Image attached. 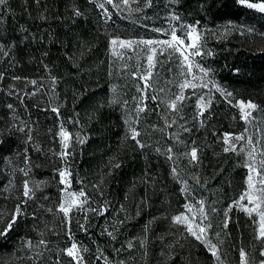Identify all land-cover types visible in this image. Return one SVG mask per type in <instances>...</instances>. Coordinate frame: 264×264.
<instances>
[{
    "label": "trees",
    "instance_id": "obj_1",
    "mask_svg": "<svg viewBox=\"0 0 264 264\" xmlns=\"http://www.w3.org/2000/svg\"><path fill=\"white\" fill-rule=\"evenodd\" d=\"M179 1L192 6L195 15L213 24L234 21L252 26L256 33L264 34V13L240 5L238 0ZM91 5L89 0H40L39 4L36 0H8L10 11L4 10L3 23H0V46L9 52L8 57L0 55V72L4 74L0 80V196L4 195L2 190L10 185L9 181L13 184L11 189L23 193L26 178L18 169L25 167L24 153L27 149L31 159L29 178L39 185L36 193L51 190L56 195L53 206H57L60 184L56 169L61 166L60 160L37 154L33 145L40 123L54 119L63 122L73 134V143L76 134L85 141L83 144L75 143V155L70 159L75 188L79 187L78 181L93 177L94 185L98 186L96 189L109 195L110 203L115 204L128 200L125 195L127 185L134 184L150 194L161 193L154 184L145 183L150 170L158 164L161 174L150 182H159L163 176L167 181L172 175L171 168L177 166L182 180L174 179L173 192L179 203L185 200V193L181 192L183 181H187L189 186L193 182L190 179L192 173L201 178V186H206L209 193L215 190L213 193L220 196V200L228 202L235 198L239 191L235 175L240 170L238 158L231 151H216L219 142L213 135L234 130L224 114L225 105L233 107L220 96L219 103L211 101L198 131L201 134L207 131L205 139L201 137L196 142L198 162L190 163L188 157H179L177 151L158 154L154 143L161 140L158 128L162 127L156 107L148 108L144 115V128L138 131V139L147 147H136L134 140L126 138L121 107L118 103H111L115 100L112 96L114 73L107 51L110 34L97 26L99 20L93 16ZM74 8H78L82 15L74 16ZM237 37L235 35V39ZM235 39L229 40L227 49L220 47V52L217 51L219 47L214 49L212 57L209 56L211 63L208 68L237 98L258 101L264 94V48H253L248 46L247 40L237 43ZM7 61L8 68L4 67ZM234 69L239 70L238 74H234ZM12 76L32 78L37 84L30 85L28 91L14 92L8 87ZM53 76L57 81L55 85L51 79ZM11 82L18 88L16 83L19 80ZM8 104L13 108L9 109ZM52 107H59V119L50 110ZM70 119H78L79 124H69ZM239 124L241 126L243 121L240 120ZM12 125L24 127L25 131H17ZM29 129L31 142H27ZM168 155L173 156L175 164L167 159ZM116 163L120 164L119 168L114 167ZM86 190L91 194L90 189ZM205 192L198 197L202 198ZM144 201L148 206L152 200L147 196ZM24 213L8 233L13 235L26 225L25 230L17 234L28 236V221L33 219ZM234 220L231 219L229 224ZM245 250L250 259L248 247ZM258 252L255 250L256 254Z\"/></svg>",
    "mask_w": 264,
    "mask_h": 264
},
{
    "label": "rangeland",
    "instance_id": "obj_2",
    "mask_svg": "<svg viewBox=\"0 0 264 264\" xmlns=\"http://www.w3.org/2000/svg\"><path fill=\"white\" fill-rule=\"evenodd\" d=\"M249 2H261V0H249ZM136 7L137 5L132 0H129L128 5L121 3L120 9H113L109 5L108 9L113 15L111 20L105 24L100 20V10L96 9L94 5H91L93 16L99 20L97 26L103 32L110 34L107 51L110 67L114 73L112 77V96L115 101H119L118 105L122 109L123 118V113L126 111L123 102L127 101V110H132V119L135 120L134 109L137 100H140L141 97V93L137 89L138 87H142L144 83L139 79V76L146 75L147 73L138 72L136 79H133L132 74L136 72L137 61H139V65L143 69L147 68V61L146 57H138L133 50L121 48L119 43L117 45H111L110 41L113 38L139 39L159 37L160 39H169L170 37L160 35L151 31V29L166 27L167 21L165 17L169 11H174L179 13L184 23L193 24L199 22V32L206 39V49L212 53L210 57H212L216 47H219L217 49L219 52L221 51L220 47L227 49L229 40L235 39V35L238 36L235 39L237 43L245 39L250 47L257 49L264 48V34L260 32L256 33L252 26L234 21H220L213 24L210 21L199 18L198 15L193 13L192 6L183 5L179 0H153L152 7L143 9L140 12L134 11ZM173 23L175 22L173 21ZM242 32L243 34H241ZM133 48H135V45ZM0 55L2 56L3 54L0 53ZM121 55H123V58H121ZM176 55L178 56V54ZM161 59L164 61L163 65H157V68L152 70V87L148 91L149 98L144 102H146L147 108L156 107L161 115L160 124L162 128H158L161 133V140H155L154 143L156 149L160 150L158 154L168 153L167 149L172 147V154H174V151H177L178 156L183 157L186 156L184 153H190L193 141L197 142L201 137L205 139V135L207 134V131L202 134L198 132L204 117V115L199 116L198 113L203 112L205 114L209 107H205V105L209 99L211 101L216 100L219 103L218 96H220L226 101L225 103L229 104L228 98L216 91L212 83H208L207 87H203L204 82L209 77H203V74L199 71L196 64L200 63L208 68L211 60L209 56H205L203 60L197 56L192 58V71L187 74V79L195 87L190 86L183 90L186 99L183 102H177L179 111H172L167 105L171 104L173 94L179 93V83L183 82L185 77L180 75V61L176 57H172V60L175 62H170L168 52H165L164 57H161ZM229 62H233V60ZM224 63L227 64L226 61ZM8 65V61L4 63V67L8 68ZM125 65L128 66L127 69H125ZM194 75L197 78L203 77V79L193 80ZM211 79L217 85L225 86L220 83L217 74L214 72H212ZM11 81H16L13 79V76L11 80H8V87L14 92L23 89L28 91L30 85L32 86L30 83L32 78H21L16 83L18 88H15V83L13 84ZM21 86L24 88H21ZM161 88L165 90L161 92ZM227 90L230 91L228 88ZM152 95L157 96L155 102L150 99ZM263 95L258 101L237 98L233 95V103L236 100L243 99L246 102L251 100V102L258 105V110L252 111V117L254 119L250 118V122L246 123L240 119L238 107H233L229 104L233 107L230 108L225 105L224 114L228 118L230 127L234 130L217 132L215 135L217 142H219V144L217 143L218 149L216 151L221 149L222 152L226 146L222 139L224 133H231L233 136L244 133V140L234 141L237 151L233 153L237 156L240 167V170L235 174L239 182V191L235 198H232L228 202H225V200L222 201L220 200V196H215L217 194L213 193L216 192L215 190L212 189L211 194L206 186L196 184V178L201 179L199 176L195 173H192L193 176H190L193 182L189 184V188L194 195L197 193L195 195L196 200L204 201L205 213L208 214V220L213 225V228L207 231V238L213 244L217 245L220 264H240L239 249L241 246L244 248L248 247L250 251V259L248 255L250 264H260V261L264 260V256L260 255L261 250H264V243L256 239L259 231V217L254 212L252 214L255 219L254 222L253 219L249 218L248 214L232 203L234 199H238L239 195L247 187L246 176L248 169L245 167V163L250 159L248 153L252 152L254 159L258 162L261 159L260 153L264 152ZM133 97H136L137 100H133ZM198 97H203V100H198ZM144 102L141 103V106H143ZM144 115L145 113H140V119L134 125L137 131L144 128ZM173 120L176 123L172 124ZM240 120L243 121L241 126L239 124ZM60 123L61 121L54 119L40 123L37 129V136L33 138V145L37 154L57 157L53 153H59L62 148L60 138L56 135L59 131ZM168 124H172V126L168 127ZM185 127L189 128L190 131H184ZM126 128L127 125L125 124ZM245 128H247V132L244 131ZM49 129L52 130L51 133ZM183 135L184 137L182 138ZM249 136L252 138V144L248 143ZM241 148L244 151H240ZM180 159L184 160L185 158H178L177 160ZM159 167L157 164L155 166L156 169L153 167L150 170L148 176L151 179H155L161 174L159 172L162 169ZM162 167L165 169L164 164ZM164 174L166 173L164 172ZM158 181L148 182L158 187L157 189L161 193L158 192L157 194H150L146 190L134 186V184L127 185L128 190H125L126 193L125 191L124 193L128 196V200L121 204L110 203L109 200L111 199L108 197L109 195L103 194L96 188L94 189L93 185L96 181L93 177L84 179V181H78L79 187L76 188L71 181L72 191H79L81 188L86 192V189L91 190V194L89 195L93 207L105 206L109 209L108 213L104 216L94 215L89 212L87 204L83 211L77 212L75 208L73 209L71 214V229L75 242L88 249V252L83 253L85 264H105L103 258L99 261L96 259L100 255L97 251L98 248L103 252V256L107 258L108 264H118L119 261H125V264H217L216 257L211 255V252L205 244L190 236L185 230V225H174L171 220L174 215L183 213L189 217L190 221H193V227L195 228L196 223L200 219L199 205L196 200H184V202L179 203L178 197H174L173 185H175V180L173 174L171 177L169 176L167 181L164 179V176ZM11 185L13 184H10L4 191L2 190L4 195L2 197L0 196V228L6 227L7 221L15 211L16 204L22 199V193H18V189H11ZM61 187L60 185L58 189L59 195L55 208L53 204L56 195L51 193V190L36 193V198L29 200L23 206L24 212H27L29 217L33 219L28 221L29 225H27L26 231L29 234H27L28 236L17 234L25 230V225L23 228L16 230L13 235L8 233L6 237L0 238V264H41V259L43 260V264H55L56 254L59 250L70 246L73 241L68 240L66 236L67 226L64 222L65 218L62 213L57 212L58 204L62 199ZM206 190L208 192H205ZM203 192L205 194H202V198H199L198 195H201ZM147 196L152 200L151 204L138 208L137 206ZM45 197L47 198L45 199ZM186 202L191 203L192 207L190 210L183 207ZM242 203L245 205L248 204L247 200ZM121 205L124 206L125 211L120 210ZM230 206L231 210H229ZM212 208L216 209L214 213L211 211ZM48 209H52V212H49ZM225 211H228V216L231 219H235L233 224L230 225L228 223L227 228L223 227ZM85 213L91 218V227L87 233L81 231L78 227V222L82 223L84 221ZM118 219L124 220L125 222L120 225L117 223ZM114 223H117L118 228V231L115 233V240L106 234H101L103 228L112 230L111 225ZM146 226L147 231H145ZM216 233H219V236ZM40 239L48 242L47 249L38 246ZM141 240L144 241L143 245L140 243ZM26 241H32L33 245L37 247L29 249L26 246ZM129 241L134 245L131 249L127 248ZM116 249H121L119 254H117ZM145 250L147 251L146 256L143 255ZM255 250H259L258 254L255 253ZM37 251L44 253L42 258H37ZM60 258L62 264H72L70 258L64 255H61Z\"/></svg>",
    "mask_w": 264,
    "mask_h": 264
},
{
    "label": "snow or ice",
    "instance_id": "obj_3",
    "mask_svg": "<svg viewBox=\"0 0 264 264\" xmlns=\"http://www.w3.org/2000/svg\"><path fill=\"white\" fill-rule=\"evenodd\" d=\"M133 3L137 5V7L134 9L136 12H140L143 9H147L152 7L153 0H132ZM36 3H40V0H36ZM89 3H92L96 9L100 10V20L107 24L113 15L112 12L109 11L108 6L111 5L113 9H120L121 3L124 5L129 4V0H89ZM238 3L240 5L246 6L250 9H256L261 13H264V0H261V2H249V0H238ZM8 9V0H0V23H3V17H4V10ZM10 11V9H8ZM74 16H81L82 13L78 8L73 9ZM167 21L166 27H157L151 29V31L156 32L160 35L170 37L169 39H160L157 38H139V39H120L119 37L111 39L110 43L111 45H117L119 43V46L124 49H131L133 50L138 57H146L147 61V68L143 69L139 65V61H137L136 66V72H134L133 79L137 78L138 72H146V75H140L139 79L142 80L144 83L142 87H138L137 91L141 93L140 100H137L136 97H133V100H137L134 112H135V120L132 119V110H127V101L123 102V106L126 109V111L123 113L124 115V123L127 125L126 128V138H130L135 141L136 147L143 149L147 147L145 143L142 142V140L138 139L140 136V132L137 131V128L134 126L140 119V113H146L149 111L147 108L146 101L148 97V91L152 87L151 80L153 76L152 70L157 68V65H163L164 61L161 59V57H164L165 52H168V59L170 62H175L172 60V57H176L177 60L180 61L179 67L181 69L180 75L184 76L185 79L183 82L179 83V93L173 94V99L171 101L170 105H167L172 111H179L178 103L177 102H183L186 97L183 94V90L188 87H195L187 79V74L192 71V58L194 57H200L201 60L204 59L205 56H210L212 53L211 51L206 49V39L203 37L202 33L199 32L200 24L199 22H195L193 24H187L184 23L181 19L179 13L174 11H169L167 16L165 17ZM173 21L175 23H173ZM145 27H147L145 25ZM25 32L27 30L25 29ZM179 33V35H178ZM243 34V32L241 33ZM28 37L25 36V39ZM33 40H35V36L32 37ZM187 41V43H186ZM135 45V48L133 46ZM142 46V47H141ZM0 53L3 54V56L8 57L9 52L5 51L2 46H0ZM178 54V56L176 55ZM121 58H123V55H121ZM131 59V57H129ZM111 66V65H110ZM196 66L198 67L199 71L203 74V77H209L207 81L204 82L203 87H207L208 83H212L213 87L216 91L220 92L223 96L228 98V103L231 104L233 107H238L240 112V119L245 121L246 123L250 122V118L254 119L252 117V111L258 110V105L255 103L249 101H244L243 99L236 100L235 103H233V93L231 91H228L227 88L223 85H217L213 79H211L212 76V70L209 68H206L203 64L197 63ZM127 65H125V69H127ZM234 74H238L239 70L234 69ZM111 74V73H110ZM203 77L197 78L195 75L193 76V80L197 79H203ZM4 78V74L0 72V80ZM15 80H20L21 77H13ZM52 83L55 85L56 78L53 76ZM32 85H36L37 81L32 80L30 81ZM165 89L161 88L160 91L163 92ZM32 95H35V92L32 93ZM150 99L155 102L157 100L156 95H152ZM198 100H203V97H198ZM143 103V106H141V103ZM112 104L119 103V101H112ZM211 104V99H209L208 103L205 105V107H208ZM159 107V105H157ZM8 108L12 109L13 105L8 104ZM48 109H45L47 111ZM53 113L56 114L57 118L59 119L61 113L59 110V107H52L50 109ZM199 116H203V112L198 113ZM182 118V117H181ZM71 125H78L79 120L78 119H70L68 121ZM176 123L175 120L172 121V124ZM172 124H168V127H171ZM15 130L24 132V127L17 128L15 125H12ZM184 131H190L189 128L185 127ZM247 132V128L244 130ZM49 132L51 133L52 130L49 129ZM0 135H2V132H0ZM27 142L32 141L31 136V129L27 132ZM58 137L60 138V143L62 145L61 151L59 153H53V155L57 156L60 160L61 167H58L56 169V173L59 177V184L62 186L60 191L62 193V199L57 207V212L62 213L63 217L65 218L64 222L66 224V236L68 240L73 241L71 242L70 246L60 249L59 252L56 254V260L55 264H62L61 261V255H64L71 259L72 264H85V259L83 253L88 252V249L83 247L82 245H79L77 242H75L74 235L72 233L71 229V223H72V212L75 208L77 212L83 211L85 205L88 206V211L93 213L94 215L98 216H104L108 213L109 209L105 206L100 207H93L92 201L90 198L89 193H87L83 188H81L79 191H72L71 190V181L73 179V172L71 170L72 165L70 163V159L75 155V143L83 144L85 141L79 137L78 134H76V140L75 143L72 141L73 134L70 133L68 130H66L65 125L63 122L59 125V131L56 133ZM213 135H216V133H213ZM244 133H240L237 135H232L231 133H224L223 134V143L226 145L223 149L225 153L227 152H236V145L234 141H242L244 140ZM248 143L252 144V138L251 136L248 137ZM193 146L191 147L190 153L186 152L184 155H186L189 159V162H198L199 156H198V145H196V142H192ZM39 150V149H37ZM157 152L160 150L157 149ZM240 151H244L243 148L240 149ZM168 153L173 152V148L169 147L167 149ZM249 160L246 161L245 167L248 169V174L246 176V189L243 191L238 199L233 200V204H235L237 207H239L242 211H244L246 214H248L250 219H253L255 222V219L253 217V213L255 212L256 215L259 217V231L258 235L256 236V239L260 240L262 243H264V152L260 153L261 159L257 162L254 157L253 153H248ZM167 159L169 161H172L173 164H175V161L173 159L172 155H168ZM24 164L25 167L18 169L23 175L26 177L23 181V193H22V199L19 203L15 206V211L11 215L10 219L7 221L6 227L0 228V238L6 237L8 235V232L12 230L13 226L16 224L17 220L23 216L24 208L23 206L28 203L29 200H33L36 198V190L39 187L38 184L35 182H32L29 178V173L31 171V159L27 154V149H25L24 153ZM115 168H119L120 164L116 163L114 165ZM171 172L173 174V178L177 181H181L182 177L179 176L177 172V166H173L171 168ZM151 177L148 176L145 180V183L150 182ZM255 180V183H254ZM42 183V182H41ZM184 187L181 188V192L185 193V200H196V197L192 190H190L189 186L187 185V181H183ZM9 184H12V181H9ZM30 184L32 185L30 187ZM196 184H200L199 178H196ZM98 186L93 185V188H97ZM47 197H45L46 199ZM83 198V199H81ZM247 200L248 204L245 205L242 202ZM197 204L199 205V222L196 223V227H193V221L189 220V217L184 215L183 213L174 215L171 220L174 225H185L186 232L195 238V240L200 241L201 243L205 244L208 250L211 252V255L213 257H216L217 264H220V257L218 255V248L216 244H213L208 238H207V231L209 229L213 228V225L210 220H208V214L205 213L204 210V201L203 200H196ZM146 201L142 200L140 205L137 207H142ZM250 205V206H249ZM183 207L185 209H191L192 205L190 202H186ZM121 211H125L124 206H120ZM229 210H231V206L229 207ZM49 212H52V209H48ZM211 211L214 213L216 211L215 208H212ZM35 216V214H34ZM225 220L223 222V227L227 228L228 223L230 221V217L228 216V211H225L224 213ZM155 219V218H154ZM125 221L124 220H117V223L122 225ZM117 223H114L111 225L112 230H109V228H103L101 230V234H106L108 237H111L113 240L116 239V232L118 231ZM78 227L81 231L87 233L89 231V228L91 227V218L85 213L84 221L78 222ZM147 226L145 228V231H147ZM217 236H219V233H216ZM141 245H143L144 241H140ZM26 246L29 249H32L34 247H37L33 245L32 241H26ZM38 246H41L45 249L48 248V242L44 239H40L38 241ZM123 247V246H122ZM134 245L131 241L128 242L127 248L131 249ZM171 247V246H169ZM97 251L100 253V255L97 256V260H101L102 258L105 261V264H108L107 258L103 256V252L98 248ZM117 254L121 251V249H116ZM44 253L42 251H37V258H42ZM143 255H147V251L143 253ZM248 253L245 250L244 247H240L239 249V256H240V264H250L248 259ZM261 256H264V250H261L260 252ZM41 264H43V260L41 259ZM118 264H125V261H119ZM260 264H264V260L260 261Z\"/></svg>",
    "mask_w": 264,
    "mask_h": 264
},
{
    "label": "built area",
    "instance_id": "obj_4",
    "mask_svg": "<svg viewBox=\"0 0 264 264\" xmlns=\"http://www.w3.org/2000/svg\"><path fill=\"white\" fill-rule=\"evenodd\" d=\"M110 264H115V263H110Z\"/></svg>",
    "mask_w": 264,
    "mask_h": 264
}]
</instances>
